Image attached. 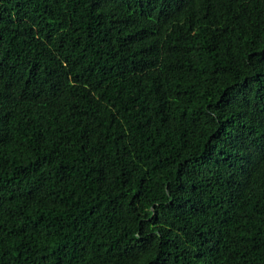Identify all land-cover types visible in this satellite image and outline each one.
<instances>
[{
  "label": "trees",
  "instance_id": "16d2710c",
  "mask_svg": "<svg viewBox=\"0 0 264 264\" xmlns=\"http://www.w3.org/2000/svg\"><path fill=\"white\" fill-rule=\"evenodd\" d=\"M0 264H264V0H0Z\"/></svg>",
  "mask_w": 264,
  "mask_h": 264
}]
</instances>
